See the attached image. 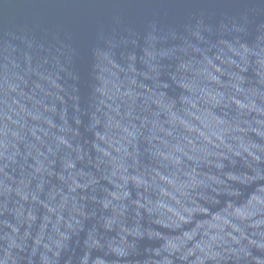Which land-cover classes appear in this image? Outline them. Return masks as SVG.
Here are the masks:
<instances>
[{
    "label": "water",
    "instance_id": "water-1",
    "mask_svg": "<svg viewBox=\"0 0 264 264\" xmlns=\"http://www.w3.org/2000/svg\"><path fill=\"white\" fill-rule=\"evenodd\" d=\"M0 264H264V0H0Z\"/></svg>",
    "mask_w": 264,
    "mask_h": 264
}]
</instances>
